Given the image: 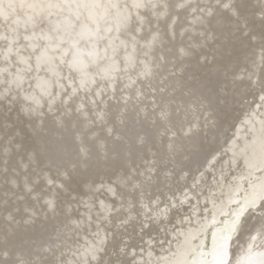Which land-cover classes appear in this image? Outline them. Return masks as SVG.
Wrapping results in <instances>:
<instances>
[{
	"label": "bare ground",
	"instance_id": "6f19581e",
	"mask_svg": "<svg viewBox=\"0 0 264 264\" xmlns=\"http://www.w3.org/2000/svg\"><path fill=\"white\" fill-rule=\"evenodd\" d=\"M146 9L162 18L146 20ZM172 32L160 43L157 36ZM121 34V41L115 39ZM1 37L5 52L14 39L15 49H24L10 57L17 65L9 80L27 65L18 64L23 53L43 67L45 78L74 71L80 89L99 91L95 81L105 75L117 96L132 86V71L160 72L138 62L157 59L164 49L172 67L183 65L182 74L192 73L201 87L180 100L157 101L161 126L182 116L175 113L183 102L178 111L194 117L181 124L180 143L192 149L198 137L204 149L183 167L172 159L128 166L118 145L111 152H120L116 158L99 157L97 147L87 155L84 142L50 117L32 120L17 130L21 144L0 145V153L18 145L9 158L0 155V264H207L210 254L237 264L240 244L247 246L252 234L264 253V0H0ZM137 38L148 45L137 48ZM214 119L219 124L212 128ZM34 125L39 132L28 136L26 128ZM165 143L171 151V142ZM144 197L150 200L142 206ZM240 198L242 211L234 205ZM231 207L233 224L220 227ZM139 209V215L123 217ZM121 223L129 230L112 239L110 231ZM212 223L210 249L198 250ZM78 242L75 256L68 249Z\"/></svg>",
	"mask_w": 264,
	"mask_h": 264
},
{
	"label": "rangeland",
	"instance_id": "374dc122",
	"mask_svg": "<svg viewBox=\"0 0 264 264\" xmlns=\"http://www.w3.org/2000/svg\"><path fill=\"white\" fill-rule=\"evenodd\" d=\"M144 13H146V20L147 16L150 18H152V16L162 18V16L153 13V9L152 11L146 9ZM139 26V30L144 31L147 28V23H139ZM168 26H170V23H168ZM173 32L165 35L166 37L162 35L164 38L157 36L160 43L163 42V45L167 43V38L173 36ZM125 33H127V31L122 32V34ZM122 34L115 39L121 41ZM16 39L18 40V36ZM4 40L5 39L2 37L0 38V145L1 143L10 145L12 142H20L18 145L21 144V140L24 136L22 134L19 136L17 133V130L20 127L28 126L32 120H35L36 123H40L44 118L50 117L57 127L74 133L78 140L84 142L87 155L91 154L97 147L99 157H102L103 159L112 157L116 158L120 152L116 156H111V152L118 145L125 152V154L124 152L122 153L127 160L128 166H131V164H133V166H142L143 164L155 166L160 161L167 164L172 159V162H174L175 165L183 167L192 161L195 156L194 154L198 155L200 149H204V147L200 145L201 143L198 142V137L195 138L196 142L193 141V139L191 140V144L197 145L194 146L197 149L194 147L192 149L187 147L186 144H183L186 141H183V143L181 141L180 143L181 124H183L184 121H188V118L194 117L191 113H186L183 110L181 112L178 111V108L182 109L184 107L183 102H180L179 106L176 107L177 112L175 113L176 116H178L179 113L182 114V116L178 117V120L175 119L177 121L169 126H161L162 121L160 118L163 117V111L161 104H155L157 101H160L164 96H170L180 100L182 99L180 96H191L190 93L192 90L201 87L200 79H197L192 73H187L186 75L185 72L184 75L182 74L183 65H177L175 68L172 67L169 60L170 58L167 59L166 57H163V45H159L161 46L159 50L162 51L157 59L145 56L140 59L141 64L138 62L139 67H148V69L152 67L154 70L160 69L161 71L159 70L160 72L151 76H143L132 71L130 78L132 86H127L126 92L122 91L123 93L117 96L118 93L115 89L113 87L111 89L112 81L110 82L105 75H101V77H98V80L95 81V84L98 85L99 91L94 87L96 91L94 92L89 86H84L85 88L80 89V85L75 84L74 74L76 73L74 71H69L65 74V77L63 75L45 78L44 73H42L43 67L39 68L34 62L31 64L30 55L23 53L19 59L21 61L18 64L22 65L23 63L27 65L20 68V72L17 71L15 80H9L12 66L14 64L17 65V62H11L12 60L10 57L14 54L17 55L18 50L23 52L24 49L23 47L17 48L18 50L15 49V47H17L15 45H18L17 43L19 42L14 39L11 42V47L5 52L3 44ZM137 40V48L148 45L144 40L142 41L141 38H137ZM116 43L115 40V44ZM131 43H133V41ZM185 45L184 42L182 47ZM2 51H4L5 54H2ZM122 60L123 59L120 56V62H122ZM98 63L99 61L93 65L92 68H98ZM145 70H147V68ZM103 71L105 72V70ZM233 72L234 76L239 73V71H235L234 69ZM157 74V78L151 79ZM187 76L193 77V85L186 87V81L191 78L187 79ZM140 77L145 78L141 79ZM37 78H40L39 81L32 84L33 80ZM226 86L228 88V85ZM100 89H102V91H100ZM131 91H135L136 95L129 96L131 94L128 93ZM194 98L195 97H193V99ZM17 101H20V104ZM83 103L86 104L84 105ZM144 114L146 116H144ZM165 116L167 120L171 119L169 113ZM184 116H187V120H184ZM68 123H70V126ZM174 123H176V125ZM210 124L212 128H215L219 123L214 119ZM144 125H148V127H144ZM211 126L209 127L210 129ZM39 130L40 125L26 128L28 136L39 132ZM208 134L209 133L206 132L202 139L205 140ZM186 135H188V132H186ZM186 135L182 138L186 137ZM165 141L171 142V151L169 150L170 148L165 145ZM17 146L13 145V147L9 149L4 148L0 155L4 159L9 158L17 151H13ZM184 149L186 150L184 153L185 155L179 157L178 153L185 151ZM149 200L150 198L144 197L141 203L142 206H145ZM244 203V200L240 198V200L234 202V205L238 210L242 211ZM230 209L231 213L225 215V218H229L228 223L221 220L217 225L223 227L224 225L231 226L233 224L232 222L235 220L234 211L232 207ZM142 211V209H139V211H124L123 217L129 219L133 216L139 215ZM121 219L123 221V218ZM214 227L215 225L212 223L207 228V235H205L206 239H204V244H201V246L198 247V250H201L202 248L204 250L210 249ZM127 229L128 227L123 223L117 225L116 229L110 231L114 234L112 239H116L119 234H122L123 231ZM224 232L225 231L222 230L223 235L225 234ZM257 239L258 236L252 234L251 241L247 246L240 244L243 251L242 254L238 256V260L236 261L237 264H264V253L261 251L259 252V249L254 246ZM60 242L61 241H59V243ZM64 247L68 246L65 245ZM72 248H74L72 251H74L75 254L71 253ZM69 249L68 251L72 255H78L80 253L78 252L80 250V242L77 243L76 248L70 245ZM205 257H208V259L211 257V261H208L207 264H225V260L221 256L210 254V257L209 255H206ZM56 261L59 263L61 260L56 259Z\"/></svg>",
	"mask_w": 264,
	"mask_h": 264
}]
</instances>
